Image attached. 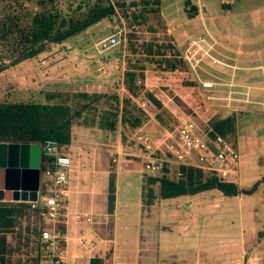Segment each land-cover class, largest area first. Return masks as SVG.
Wrapping results in <instances>:
<instances>
[{
	"label": "rangeland",
	"instance_id": "374dc122",
	"mask_svg": "<svg viewBox=\"0 0 264 264\" xmlns=\"http://www.w3.org/2000/svg\"><path fill=\"white\" fill-rule=\"evenodd\" d=\"M22 1V11L30 9L34 3L33 0ZM179 1L180 3H178ZM179 1L173 11L175 20L171 18L170 21L166 22L163 16L166 13L169 15L170 9L165 8L166 4L162 3L161 5L159 0L158 7L154 8V11L146 13L142 23L136 24L130 20L127 24L117 10L77 34L59 43L49 45L45 51L30 59L11 65L10 59L3 55L0 58V101L43 102L45 101V94L52 91H78L105 95L116 93L120 98L127 95L124 88V73L127 69H131L136 76V88L134 90L136 94L132 99L142 110L143 116L140 128L134 130L126 128L124 130L125 137L120 142L125 148V153H129L131 148L135 150L134 135L137 130L146 133L151 140L158 143L163 138L164 133L169 130L168 128H172L177 123L178 117L188 118L196 125V123L208 124L211 118L230 114L226 111L230 96H226L227 100L223 102L211 100L215 97V93H206L203 90L205 86H202L203 84L198 81L200 75L197 68L204 59H209L211 63L222 64L211 55V49L216 40L214 34L207 28L206 19L208 18L206 17H230L232 4L229 1L231 0H202L203 4L200 0L198 10L188 0ZM58 4L60 8H64L66 0H59ZM17 7L18 4L14 0H0V15L5 14V12L14 15L16 10L20 9ZM241 8H243L241 10H248L250 7L243 4ZM189 15L196 17L197 22L202 24L201 28L205 31V35H200L198 32L194 34L198 28L191 21L188 30L193 35L188 37V34H183L187 38L182 37L181 41L176 43L170 30L171 28L173 30V25L181 19L183 20V17L190 18ZM249 15L246 11L242 17H249ZM187 26L188 24L185 25V27ZM110 34H116V44L101 51L97 47L98 40ZM129 34L131 36H128ZM145 41L157 45H165V43L170 42L177 49L176 58H173L162 47L163 52L155 54V60H152L154 62L139 61L137 63L134 60L137 56L130 52L129 43L139 45ZM194 44L197 49V52L194 53L198 57L196 58L197 62L191 67L184 59V50L189 45L193 46ZM166 58L176 60L173 71L163 70L164 59ZM139 65L143 66L144 69L138 68ZM179 76H190L195 81L194 92H191L189 87L177 85ZM171 80H176L175 84H171ZM214 85L212 84L211 87L213 88ZM146 93H151L160 102L161 107L157 108L147 99ZM192 103L202 105L201 109H210L212 117L194 115L192 109L196 107ZM95 107L107 106L102 101H98ZM190 107L193 108L190 109ZM100 111L101 109L95 112L94 120L98 119ZM90 117L88 115V118ZM84 120L85 118L81 119L79 123L73 126L87 127L80 124L88 121ZM119 131L120 127L117 126L115 132L109 136L110 138L113 137V140L107 141V145H95L99 148H113L118 140ZM261 132L264 131L261 130ZM240 136L247 135L241 134ZM257 136L259 139H255V135L252 137L256 142L250 141L247 144L253 151L252 153L245 152L242 155L243 152L239 151L241 154L238 158L240 184L238 178L235 181L236 185L243 189H248L256 183V188L251 194H241L240 199H237L234 196H223L217 190H210L174 198L154 196L150 199V203L147 204L143 200L141 205L140 188L143 183L141 177L147 179L145 177L147 175H141L133 164L134 166L129 168L127 172L120 174L118 200L121 204H118L114 222L110 218H106L105 235H101L100 238L105 237V239L111 240L115 237L113 235L115 231L120 233L123 238H127L131 252H135L138 256L137 261L139 263L136 262V264H159L160 262H167V264H221V256L215 254L217 237L230 241V239L239 236V243L243 248L240 249L239 264H254L259 259L258 257L263 259L259 264H264V229L263 225H260L263 220L260 218L264 216V180H260L261 177H264V148L261 149L264 145V135L262 138L259 137V134ZM233 142H235V135ZM110 143L111 146H108ZM120 157L133 160L129 154L120 153ZM46 183L48 184L46 178L40 175L37 200L40 199L43 193L42 188ZM146 186L143 188L144 194L147 192ZM151 187L153 188L152 194L156 195V185H151ZM125 202L126 207L124 208L122 206ZM15 203L0 201V205ZM247 204L250 206L248 209H246ZM249 210L255 214L253 227L249 225L250 219L248 217L250 215H247ZM21 213L20 218L15 219L13 227L7 231L11 237H16L18 235L16 233L23 231L26 226L29 229L31 224L37 223L34 212H27L23 207ZM256 218L259 220L255 221ZM161 224L164 229L159 232L158 227ZM248 225L249 228H246ZM94 227L98 229L97 226ZM147 233L150 234L148 238H146ZM157 233L162 234L160 235L161 239L160 236L156 238ZM165 237L167 240H163ZM11 240L13 241L12 238ZM118 240L120 241L121 238ZM172 242L174 248L162 249V246ZM226 248L228 247L226 246ZM251 248H255L258 257L252 253H247ZM112 249L111 246H104V251H111ZM13 253H15V258L10 264H26L28 263L27 259L34 255L39 254L40 258L42 255L40 243L37 248L33 245L30 249L26 248L25 245L21 248L18 244V250L15 249ZM227 253L225 251L224 255ZM17 259H20V262H17ZM119 259L122 260V258ZM224 260L225 258H223ZM230 260L231 258H229ZM82 262L80 264H83ZM103 264H111L110 259H106ZM223 264H232V262ZM234 264L236 263L234 262Z\"/></svg>",
	"mask_w": 264,
	"mask_h": 264
},
{
	"label": "trees",
	"instance_id": "16d2710c",
	"mask_svg": "<svg viewBox=\"0 0 264 264\" xmlns=\"http://www.w3.org/2000/svg\"><path fill=\"white\" fill-rule=\"evenodd\" d=\"M58 1L33 0V6L22 11L23 1L14 0L18 4L17 8L20 9L16 10L14 15L7 12L0 15V58L6 55L10 59L11 65L30 59L45 51L49 45L59 43L77 34L117 10L126 23L130 20L136 24L142 23L146 13L154 11V8H157L159 4V0H66L65 7L60 8ZM192 16L189 15V17ZM162 47L173 58H176L177 49L170 42L165 45H157L150 41L139 45L129 43V50L137 56L134 59L137 63L139 61L154 62L152 60H155V54L163 52ZM175 61V59H164L163 70L173 71ZM138 68L144 69L141 65ZM124 75V88L127 95L120 98L116 93L105 95L78 91H52L45 94L43 102L0 101V141L39 145L42 141L51 139L55 140L62 150L70 142L73 125L84 118L88 121L84 120L85 122L80 123L81 125L95 126L105 132L114 131L119 126V137L123 141L124 130L139 128L143 116L142 110L132 99L136 94L134 91L136 88L135 73L131 69H127ZM170 82L175 84L176 80ZM178 84L189 87L191 92H194L196 87L195 81L190 76H179ZM146 97L157 108L161 107L160 102L151 93H146ZM98 101H102L107 107L96 108L95 105ZM192 104L196 107L192 109L194 115L212 117L210 109H201L202 105ZM99 109L101 111L98 119L94 120V114ZM88 115L91 117L88 118ZM213 115L215 114L213 113ZM196 127L201 133L210 137L219 135L232 146L234 144L235 117L232 113L223 117L211 118L208 124L196 123ZM46 160L40 154V171L45 169ZM165 170L168 175L144 174L147 175L145 176L147 179L142 177L141 201L144 200L148 204L154 196L173 198L208 190H217L223 196H235L240 193L249 194L255 190L257 185L255 183L248 189L239 188L234 182L221 181L195 166L170 165V169ZM114 178V172L110 169L106 187L108 212L111 211L114 201ZM260 180H264V177ZM145 185H147L145 187L146 194L143 193ZM151 185H156V195L152 194ZM23 207H25V211L35 213L37 223L31 224L29 229L26 226L23 231L16 233V235L18 234L16 237H11L7 231L13 227V221L20 218ZM39 210V206L30 207L29 202L0 205V264L12 263L15 258L13 251L18 250V244L21 248L24 245L28 249L33 245L35 248L38 247L39 232L45 225L40 223L42 217L39 215ZM16 261L20 262V259ZM27 262L26 264H40L39 254L27 259ZM88 264H102V262L100 258L92 257Z\"/></svg>",
	"mask_w": 264,
	"mask_h": 264
},
{
	"label": "crops",
	"instance_id": "0c3cea01",
	"mask_svg": "<svg viewBox=\"0 0 264 264\" xmlns=\"http://www.w3.org/2000/svg\"><path fill=\"white\" fill-rule=\"evenodd\" d=\"M178 1L160 0L161 5L162 3L166 4L165 8L170 9L169 15L166 13L163 16L166 22L170 21L171 18L175 20L173 11ZM188 1L194 7L196 6V10H198L200 0ZM181 2L183 4V1ZM229 2L232 4L230 17H206L208 18L206 19L207 28L214 34L216 40L211 49V55L222 62V64L211 63L209 59H204L197 70L200 75L198 77L200 84L203 82L208 83L204 85L203 90L206 93H215V97L212 96L213 99L211 100L223 102L227 100L226 96H230L229 106L226 105L228 108L226 111L232 113L235 117V142L233 148L239 158L241 156L239 151L243 152L242 155L245 152L252 153L253 151L250 150L251 148L247 144L250 141L252 143L256 142L254 140L259 139L258 134L261 138L264 135V132H261V130L264 131V0H231ZM243 4L249 5L250 8L241 10L243 9L241 8ZM246 11L250 14L249 17H242ZM191 21L199 29L194 34L198 32L200 35H205V31L201 28L202 24L197 22L196 17H183V20L181 19L178 23H175L173 30L172 28V31L170 30L176 43H179L182 37L186 39V34H188V37L193 35L188 30ZM186 24H188L187 27H185ZM212 84H215L213 88L211 87ZM262 102L263 104H261ZM112 132H115V130L105 132L95 126H73L70 142L62 149L70 159V167L67 172V198L60 211L55 228L61 235L60 249L65 264H80L82 261L83 264H88L89 259L92 257L100 258L102 264L106 259H110L111 264H136L138 262V256L135 252H131L129 248V241H127V238H123L120 233L115 231V234H113L115 237L113 236L114 238L111 240L105 239V237L100 238L102 237L101 235H105L106 218H110L114 222L117 216L118 204H121L118 200L120 174L127 172L135 164L134 167L137 168V171L144 175L140 170L138 158L135 156L136 147L135 150L131 148L129 153H125V148L120 142L119 132L118 140L113 148H99L95 145H107V141L113 140V137H109ZM241 134H246L247 136H243L245 137L243 139L240 136ZM253 135H255V139L252 138ZM108 146H111V143ZM262 148H264V145H262ZM120 153L129 154L135 161L121 158ZM38 154L40 156L39 149ZM238 166L239 159L236 167V179L238 178V183L240 184ZM110 169L114 172L115 180L113 206L111 211L108 212L106 187ZM9 176L6 177L7 183H14L18 179V176L14 175V173ZM235 181L234 183L236 184ZM39 189L40 187L36 193V200L33 201L38 205L41 204L42 198L41 195L40 199L37 200ZM240 195L241 193L234 197L238 199ZM249 204H247L246 209L250 207ZM122 207H126V202ZM248 214L250 215L248 217L250 219L249 225L253 227L255 214L251 213L250 210L247 212ZM83 215H86V217H82ZM257 220L259 219L256 218L255 221ZM260 220H262L260 225H263L264 229V216ZM40 223L46 224L43 219H40ZM249 225L246 228H249ZM94 226H97L98 229H95ZM242 226L244 227V225ZM161 229H164L162 224L158 227L159 232H161ZM160 235L162 234L157 233L156 238H159L158 236ZM148 236L150 234L147 233L146 238ZM118 238H121V240L119 241ZM163 240H167V237ZM137 241L139 242V239ZM216 241L215 254L221 256V264L230 261L232 264L234 262L239 264L240 249L242 248L239 243V236L238 238L230 239V241L217 237ZM106 245L113 247V249L104 251V246ZM172 248H174L173 242L162 246V249L165 250ZM225 251L228 252L227 255H224ZM248 251L247 253L257 256L255 248H251ZM167 253L173 254L172 252ZM119 258H122L123 261ZM223 258H225L224 261ZM229 258H231L230 261ZM258 258L254 264H259L263 260L260 257ZM129 260L132 261L130 262ZM159 264H167V262H160Z\"/></svg>",
	"mask_w": 264,
	"mask_h": 264
},
{
	"label": "built area",
	"instance_id": "2783aa9c",
	"mask_svg": "<svg viewBox=\"0 0 264 264\" xmlns=\"http://www.w3.org/2000/svg\"><path fill=\"white\" fill-rule=\"evenodd\" d=\"M115 35L110 34L99 39L97 47L101 51L111 48L116 44ZM184 52V59L192 67L198 57L194 53L197 52L195 44L189 45ZM202 84L204 86L206 83ZM134 137L135 156L144 174L168 175L165 169H170V165L181 164L198 167L221 181L234 182L236 179L238 154L235 149L219 135L210 137L199 132L196 125L188 118L178 117L177 123L164 133L158 143L141 130H137ZM39 151L47 159L46 167L40 171V175L48 182L43 186L41 204L38 205L39 215L46 222V226L39 232L42 251L40 264H65L60 249L61 235L56 230L55 224L67 198V172L70 159L55 140L42 141L39 144ZM30 206L38 207L34 202H31ZM82 217L85 218L86 215Z\"/></svg>",
	"mask_w": 264,
	"mask_h": 264
},
{
	"label": "water",
	"instance_id": "95a60500",
	"mask_svg": "<svg viewBox=\"0 0 264 264\" xmlns=\"http://www.w3.org/2000/svg\"><path fill=\"white\" fill-rule=\"evenodd\" d=\"M12 173L18 179L14 183H7L6 177ZM39 180L37 145L0 141V201H35Z\"/></svg>",
	"mask_w": 264,
	"mask_h": 264
},
{
	"label": "flooded vegetation",
	"instance_id": "af4514ba",
	"mask_svg": "<svg viewBox=\"0 0 264 264\" xmlns=\"http://www.w3.org/2000/svg\"><path fill=\"white\" fill-rule=\"evenodd\" d=\"M37 145V148L39 149V145L38 144H36Z\"/></svg>",
	"mask_w": 264,
	"mask_h": 264
}]
</instances>
